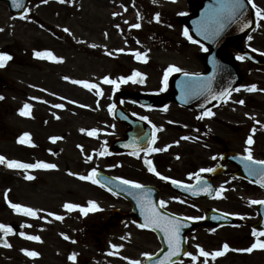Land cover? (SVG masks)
<instances>
[{"label":"rangeland","instance_id":"obj_1","mask_svg":"<svg viewBox=\"0 0 264 264\" xmlns=\"http://www.w3.org/2000/svg\"><path fill=\"white\" fill-rule=\"evenodd\" d=\"M120 1L110 0L113 6L106 0L38 2L31 5L30 15L18 19L0 6V50L8 46L15 61L8 70L0 71V84H7V89H0V96H3L0 99V155L6 160L44 161L58 166L56 169L24 170L0 164V224L14 225L17 233L14 236L0 233V264H86V260H93L90 264H130L131 260L140 261V257H145L143 253L150 254L159 248L157 239L137 231L132 221L123 225L107 224L110 210H127L128 206L91 181L81 180L79 175H88L92 168L108 173L119 168V158H107L100 153L118 133L109 105L117 104L121 86L113 91V86L103 83L102 78L107 75L118 81L131 71H140L151 83L147 89L160 90V82L169 65L186 72L201 70L200 48L189 46L182 34L179 18L185 11L183 0H122L123 8ZM257 2L258 8L264 11V0ZM157 13L159 22L155 19ZM137 23L140 28L131 27ZM64 28L69 32L63 31ZM250 36L252 39H247L246 43L264 49V20L257 22ZM40 49L51 51L62 59L54 61L55 64L41 62L39 65L28 58L31 50ZM136 52L141 53L143 62L134 61ZM29 61L40 71L28 73ZM249 69L254 76L264 78V67L250 66ZM76 80L98 85L102 95L97 96L95 88L73 83ZM27 82L33 85L28 87ZM25 104L30 106L29 117L20 114ZM57 104L63 107L56 108ZM233 104L234 97H231L213 110L216 116L221 112L222 116L237 119V133L230 135L223 128L222 139L229 141L234 151L242 150V142L249 135L263 146L264 95L251 110L234 108ZM228 117L223 119V124L229 126ZM91 129L98 131L90 136ZM25 133L29 134L31 147L19 142ZM52 137L57 139L52 140ZM260 151L259 148L257 152ZM256 158L264 159V156ZM205 160L210 162L212 157L206 156ZM28 175L34 179H26ZM227 181L230 178L219 180L216 189ZM252 193L254 196L250 195ZM254 197L261 198L263 194L241 183L223 189L219 195L215 191L212 199L198 202L192 208L202 215L207 210L228 214L241 212V218L250 222L255 218L249 202ZM90 200L97 202L98 211L84 215L79 209L63 207L69 202L86 208ZM10 203L34 209L46 224L26 219L15 213L19 212L17 210H9ZM49 212L55 215L50 216ZM25 224L36 228L28 229ZM236 230L240 228L203 227L190 234L188 252L197 256L195 264H204L205 259L208 264H264V250H253L249 254L233 250L230 236L235 235ZM21 232L25 236H21ZM29 235L39 236L40 240L27 239ZM226 236L230 250L224 255L215 259L198 255L197 245L208 252L221 250V238ZM113 245L122 247L114 248ZM21 249L34 250L40 255L29 259ZM73 253L77 254L76 259L70 262L68 258ZM244 254L248 258L241 263L234 260L236 255ZM179 264H193L192 257L182 259Z\"/></svg>","mask_w":264,"mask_h":264},{"label":"flooded vegetation","instance_id":"obj_2","mask_svg":"<svg viewBox=\"0 0 264 264\" xmlns=\"http://www.w3.org/2000/svg\"><path fill=\"white\" fill-rule=\"evenodd\" d=\"M26 1L28 6L39 4L38 2L42 3L41 0ZM183 1L185 7V11L183 13L184 20L185 18L193 15L196 10H199L203 5L202 3H204V0ZM256 1L257 0H254L255 4ZM106 2L108 5H112L110 3V0H106ZM49 4L53 3L51 2ZM120 5L121 8L124 7V3L122 2V0L120 1ZM256 5L257 8L260 6L258 2ZM0 6L8 8L5 3L0 2ZM183 24L185 28H187L186 24ZM246 42L247 39L241 41L237 46L244 50V52L251 53V50L254 48L257 50L259 49L258 51L264 53V49L256 48L258 47L257 45L255 46L254 44H249ZM200 49L202 50V57V55L207 51H205V48L202 47H200ZM34 51L37 50H31L28 54V58L31 60L33 54L32 52ZM237 55L238 54L234 52L228 53L230 62L236 65L240 72V85L238 87L240 91L231 92V97H234V104L232 105V107L251 110L258 106L260 99L264 95V91H261L262 89H264V78L254 76V72L249 69V67L252 65L245 59H236ZM37 62L39 65L41 62H49L55 64L54 61H48L44 58L37 59ZM10 64L11 63L9 62L6 63V66L2 68V71L8 70V66ZM36 66L37 65H32L29 61L26 66L27 72H39L40 70L37 71L38 67ZM204 69V65L202 64V70ZM132 73L133 71L129 72L126 76H130L132 75ZM140 73L143 74V83L139 82L141 77H134V80L136 82L129 81L127 83L120 84L121 87L118 93V97L119 103L121 105V120L119 121V123H117L118 133L116 135L122 139L126 137H142L143 140L146 141L148 140V138H150V136L152 138L153 125H155L158 131L156 132V140L153 147L161 148L164 150L160 152L148 151L147 155H145L144 151H138V155H132V152L120 156L113 155V157H117L120 159L119 168L117 170H112L109 174L115 177L134 180L142 184L144 187L151 188L156 193V201L158 203V206L160 200H164L167 202L166 205L160 209L181 218H187L189 216H200V211L192 207L196 206L198 202H204V200L190 199L175 192L173 188L174 184L172 183V181L178 180L182 185H192L196 181L197 173H199L202 178H208L210 172L200 173L199 170L201 168H224L225 171L223 173L220 172V175H218V177L212 178L211 180L215 188H217L219 180L230 178V181L220 183L221 185H223V189H231L233 187H237L242 183L248 187H251L254 191L257 190L258 192H262L263 197H254L251 198V201L264 200V192L258 186L242 180L236 176V173L238 171L237 165L228 164L221 160L222 154L227 151L235 152L244 157L246 155L245 149L247 147H251L254 159L264 160L256 158L264 156V145H259L258 140L256 138H253L254 143L249 146L245 143V141L247 140L245 139L242 142V150L234 151L233 148L230 147V142L224 141L222 139L221 133L224 128L226 133L235 135L237 133V119L234 117H228L227 115L222 116L221 112L219 113V116L215 115L214 118H212V116H204V118L201 119L199 117L202 113L190 111L176 104L170 103L164 104L163 106H144L137 103L134 99L136 95L150 93H169L168 86L165 87L164 85L162 86L163 91H161V88L160 90L147 89L146 87L149 86L150 82H148V80L146 79V75L144 72ZM252 77L257 79V81L253 80ZM27 78L30 79V76H27ZM27 83L28 87L33 85V82ZM253 84L256 85L257 90L252 92L247 91L245 86H251ZM241 99L245 101L243 105L237 103V101ZM226 102L224 101L222 104ZM222 104H220L219 106H221ZM219 106L215 107L214 109L218 108ZM214 109H212L211 111L213 112ZM129 114L134 116L139 122L144 123V125L134 122V119L128 117ZM142 116L147 117L148 119L141 120L140 117ZM227 117L230 120L229 126L227 124H223V119ZM185 137H187V139H185ZM259 148L261 149V151L257 152ZM206 156L212 157V161L207 162L205 160ZM213 157H215V159ZM145 160L152 161V164L155 167L156 171L161 173V175L163 176H168L170 179L165 181L158 177L154 172H149L148 165L145 163ZM114 172H117V174H115ZM253 194L254 193L250 195L254 196ZM120 199L128 206L127 210L122 211L126 214L131 213V205L126 200L122 198ZM251 201L250 204L255 214L253 215V217L255 218L252 221L248 222L242 219L241 212L232 213L235 219V223L233 226L240 228V230H236L234 232L235 235L230 236V239H232L231 243L233 244L234 249L248 248L252 245V240H255L256 237L261 236L259 235V233L261 232L254 230L253 227L256 220V204H252ZM249 219L250 217H248V220ZM128 221L133 222L137 231L153 235L150 231L137 226L131 216L127 217L123 224ZM38 223H40V220ZM108 224L115 225V221L111 218V216L108 217ZM27 227L28 229L36 228L29 225ZM196 227L200 228L202 226L196 225ZM222 228L227 227H221L218 228V230ZM254 232L257 235H253ZM221 239H223V241L221 242L222 245L225 242L229 244L227 236ZM254 250L264 249L258 248ZM157 251L158 250H154L153 252H151L150 256L154 255ZM246 253L248 254V252ZM247 254H244L243 256L236 255L234 260H238L241 263V261H244V259L248 258ZM147 258L148 257H140L141 263L143 264ZM68 261L72 262L73 260H70L68 258ZM86 261V264L93 263V260Z\"/></svg>","mask_w":264,"mask_h":264},{"label":"snow or ice","instance_id":"obj_3","mask_svg":"<svg viewBox=\"0 0 264 264\" xmlns=\"http://www.w3.org/2000/svg\"><path fill=\"white\" fill-rule=\"evenodd\" d=\"M42 3H46L47 0H41ZM60 2H65V0H60ZM12 4L14 7L16 8H21L22 4H23V0H12ZM247 4L251 5L252 8L256 9L255 15L257 17L258 20H264V11H261L259 8H257V5L254 3V0H247ZM25 12H27V9H25ZM113 15H117L116 13H113ZM139 18V17H138ZM155 19L157 20V22H159L160 20V15L159 13L156 14ZM209 20L211 21L210 24L206 23L203 25V30L198 28V34H204L207 38V35L210 33L212 36H218L223 29L225 28V26L229 23V22H235V21H243V27L241 30H243L244 27H248L249 26V21L247 20V17L245 16V0H219L216 8L213 10V14L209 17ZM117 27H119V25H117ZM131 27L133 28H140L141 25L139 23L132 25ZM63 31L65 32H69L68 28H64ZM189 41H191L192 43H199V41H195L192 39V37L189 35L188 29L185 28L183 30L182 33ZM252 36L248 37V40H251ZM93 47H95V45H92ZM201 47L203 48V45H201ZM205 51H207V49H204ZM119 51H123V49H120ZM252 51H257V49H252ZM136 58L137 59H142V55L140 52H136L135 53ZM34 56L39 57V58H44V59H49V60H59L62 58H58L55 55H53V53L51 51H34ZM11 59H13V57L7 53V52H3L0 51V68L5 67L6 63L8 61H10ZM236 59L238 60H243L244 56L242 55H237ZM182 71L180 68H178L175 65H169L168 69L165 70L164 73V85H167V80H168V76L170 73L172 72H180ZM184 75L186 77H193L196 76L198 77L199 74H191L188 72H185ZM134 77H141L140 79V83H143V74L138 72V71H133L132 75L130 76H121L119 77V80H115V79H111L109 76H104L102 78L103 83L105 84H109L113 86V91H115L120 84H124L127 83L129 81H133L136 82L134 80ZM65 80L70 79L69 77H64ZM212 79H214V77H209L207 78V80H197L195 81V89H193V81H189V91L191 92L192 95H201L204 94L205 92L210 95L212 97V99H216V100H223V101H227L228 99H230L231 97V91H240L239 88H235V89H229V88H224L219 92H215L212 89V85H211V81ZM73 83L76 84H83L85 87H89V88H95L97 89V96L102 95V91L99 89V86L96 84H89L86 81H73ZM246 90L249 92L255 91L257 90L256 85L253 84L251 86H245ZM161 91H163V88H161ZM261 91H264V89H262ZM0 99H3V96H0ZM237 103L243 105L245 103V101L243 99L237 101ZM30 106L28 104H25L23 109L20 110V114L21 115H28L29 113L26 111ZM56 108H61L63 107V105L61 104H57L55 105ZM114 108V105H109V111L111 112ZM215 115V113H213L211 110H207L205 112H203L201 114V116L199 118H204V116H208L211 117ZM247 115V114H246ZM141 120H147V117H140ZM257 123H259V121H257ZM81 131H84L83 129H81ZM98 129H91L88 131V135H95L97 133ZM158 131V129L156 128L155 125H153V131H152V138L148 141V148L147 149H140L141 151L145 152V155H147L148 151L151 152H160L163 151L164 149L161 148H157V147H153V145L155 144V140H156V132ZM255 131V129H253V132ZM29 134L25 133L24 137H27ZM24 137L20 138L19 142L20 143H26L27 141L24 139ZM52 140H56L57 137H52ZM185 139H187V137H185ZM178 143V142H177ZM245 143L249 146H251L254 143L253 140V136L249 135L247 137V140L245 141ZM138 147V146H136ZM245 153L246 155L243 157V159L248 162L245 164V168L246 171L248 172V174L250 176H255L258 177L257 179V183L260 184L261 187H264V160H256L253 157L252 154V150L251 147H247L245 149ZM107 152L106 150L101 152L100 155H106ZM132 155H138V152L133 151L131 153ZM215 159V157H213ZM89 159H91V157H89ZM7 163V166L9 168H19V169H37V168H41V169H56L58 166L54 163H46L44 161H37L36 163H23L17 160H6V158L2 155H0V164H4ZM145 163L148 165V171L149 172H154L158 177H160L161 179L167 181L170 178L168 176H163L161 175V173H159L158 171H156L155 167L152 164V161L150 160H145ZM255 166H259V167H255ZM214 169L212 168H201L199 170L200 173H208V172H213ZM73 175H78L73 173ZM28 180L34 179L33 176L28 175L25 177ZM79 178L81 180H87V181H91L93 184H100L102 187L104 186V184L97 179V170L95 168H92L89 172L88 175H79ZM117 181L120 182V184L122 185H126L132 189H137L138 191L135 193V198L137 199L138 203L141 206L142 209V214L144 215V223L140 224L139 226L141 228H161L162 231L165 234V240L168 244L169 247V251L168 254L166 255L165 259L160 260L158 262V264H171V257L172 256H176L177 254H179L180 252V241H179V236H180V230L183 226V222L178 220V219H173V218H165V214L161 211H159V208H163L166 205V201L164 200H160L159 201V208H157L154 204H152V202L149 200L148 195L145 191H143L144 186L134 180H130V179H124L121 177H116L115 178ZM196 180L198 182V185L203 182V178L199 175V173L196 174ZM110 183V180H109ZM173 184H175L177 187H184L185 189H187L189 192L192 193V195H198L200 192H210L212 191V186L207 183V182H203V187H199L197 186H193V185H182L180 181L178 180H173L172 181ZM111 191V189H109ZM215 191L217 192V194L219 195V193H221L223 191V185L220 186V188L215 189ZM5 199H7V192L5 193ZM252 204H264V200H252L251 201ZM11 208H13L14 210L17 211H22L25 215H31V216H35L37 213L34 209L30 208V207H25L22 206L20 204H16V203H10ZM63 207L67 210H75V209H79V211L86 215L89 212H95L99 210V205L97 204L96 201L90 200L88 201V207H82L79 204H75V203H69L66 202ZM48 215L53 216L55 215L54 213L49 212ZM57 219H62V217L60 216H56ZM204 217L201 216H189L187 217V219L189 221H198V220H202ZM0 230H4L5 232H12V228L10 226L4 225V224H0ZM214 231V230H213ZM21 236H25V233L21 232L20 233ZM253 235H257L255 232L253 233ZM259 235L264 236V232L259 233ZM27 239L30 240H35V241H39L40 237L39 236H35V235H29L26 237ZM65 238L67 239L68 237L65 236ZM5 246H10V245H5ZM114 248L117 247H122L121 246H117V245H113ZM198 249V255L204 258H208V257H212L213 259H215L216 257L222 256L224 255L228 250H230V246L227 242H225L222 246L221 250H215L212 252H208L206 251L203 247H201L200 245L196 246ZM264 249V241H258L256 243H253L250 247L248 248H244V249H233L235 251H240V252H249L251 253L254 249ZM21 251L25 252L26 255L30 256V257H37L40 255V253L32 250H27V249H21ZM185 256H190L192 257L193 260V264H195V261L197 259V256H194L192 253H189L187 251H185L183 253ZM76 253H73L69 256L70 260H75L76 259ZM145 257H149L150 254L149 253H143L142 254ZM130 264H141V262L139 260H131ZM204 264H208L207 259H205Z\"/></svg>","mask_w":264,"mask_h":264},{"label":"water","instance_id":"obj_4","mask_svg":"<svg viewBox=\"0 0 264 264\" xmlns=\"http://www.w3.org/2000/svg\"><path fill=\"white\" fill-rule=\"evenodd\" d=\"M8 2H12V0H7ZM245 16L247 17V20L250 22L248 27H244L243 30V21H235V22H229L223 31L218 35V36H212L210 33L207 35V38L204 34H198V28L194 27L193 23L187 20V23L189 25V33L190 36L195 39L196 41H199V43L205 45L210 49V53L203 58V61L206 65V72L204 74L199 75L198 77L193 76V77H186L184 73L176 74L172 77L171 79V85L170 89L172 92V96L170 95H144L136 98V101H138L141 104H162V103H168V102H175L178 104H181L183 106H188L192 107L193 109L196 110H202V109H207L210 108L211 106L219 103L221 100H216L212 99L210 95H208L206 92L201 95H192L191 92L189 91V81H193V89H195V81L197 80H207L209 77H214L211 81L212 89L215 92H219L224 88H229L232 89L231 86H229L227 78L230 77V80L235 81V86L238 84V73L236 68L233 66L229 65L228 63L224 62L223 56L224 52L228 48H233L234 49V43L239 41L240 39L244 38L246 35H248L253 27H254V16L252 11L246 6L245 4ZM22 12L20 10L16 11L17 16H19ZM211 13L208 14H203L200 15V23L201 25H204L206 23L210 24L211 21L209 20V17L211 16ZM194 18V17H193ZM203 30V28H199ZM245 57H247L251 62L256 63V64H264V60L262 59H256L253 58L251 55L248 54H242ZM233 83V82H231ZM193 96L194 98L189 100L186 97L187 96ZM207 96L208 99L207 101L204 100ZM157 105V104H155ZM115 119H119V114H118V109L115 110ZM119 139H115L111 143L110 151L114 153H122L121 150L119 149ZM128 145H130V142H127ZM131 146H129L128 149H130ZM232 155V154H231ZM230 153L226 154L225 159L230 160L229 158ZM248 174V173H247ZM97 179H99L103 184L104 187L107 189H111L112 193L118 194L120 196H123L127 198L132 204H133V210L135 211L134 215L137 219V223L143 224L144 223V215L140 213L138 210L141 209L140 204L138 203L137 199L135 198V193L138 191L137 189H132L126 185L120 184L119 181H116L112 178L105 177L103 175H97ZM110 180V183H109ZM202 183V182H201ZM197 184L199 187H203V184ZM208 183V182H207ZM195 185V186H197ZM179 190L187 194L191 197H200V198H210L212 196L213 190L210 192H200L198 195H192L191 192H189L185 188L179 187ZM147 194L148 191L144 190ZM153 204V201H151ZM138 211V213H137ZM112 215L114 216L115 219H117L119 222H122L124 215L121 214L118 210L112 211ZM167 218H173L177 219L176 217L172 216H167ZM206 223L207 224H212V225H227L232 223V219L229 218L227 215L215 212V211H210L207 214L206 218ZM259 223L264 224V219L263 221H260ZM191 224H189L186 221V224L184 227L180 230V236H179V241H180V252L176 256H172L171 263L175 262L181 254L184 253L185 247H184V233L188 231L189 227L191 228ZM153 231H155L160 238L161 244H162V251L159 253V258L155 261H151L148 264H158L160 260L165 259L166 255L168 254L169 247L168 244L165 240V234L162 231L161 228H149Z\"/></svg>","mask_w":264,"mask_h":264}]
</instances>
